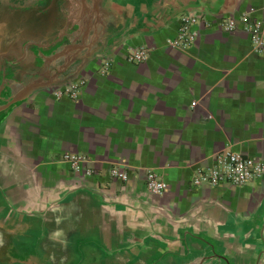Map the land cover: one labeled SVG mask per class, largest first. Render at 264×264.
Here are the masks:
<instances>
[{"label": "crops", "instance_id": "obj_1", "mask_svg": "<svg viewBox=\"0 0 264 264\" xmlns=\"http://www.w3.org/2000/svg\"><path fill=\"white\" fill-rule=\"evenodd\" d=\"M245 14L264 0H0V264H264V177L193 183L224 150L264 160V55L221 25Z\"/></svg>", "mask_w": 264, "mask_h": 264}, {"label": "built area", "instance_id": "obj_2", "mask_svg": "<svg viewBox=\"0 0 264 264\" xmlns=\"http://www.w3.org/2000/svg\"><path fill=\"white\" fill-rule=\"evenodd\" d=\"M199 18L195 15H188L182 18V26L177 38L170 42L173 48L186 51L194 46L199 38L198 30ZM222 28L229 33H235L240 30L250 36L254 50L264 55V17L252 19L249 14H245L240 19L227 18L222 22ZM149 57V50L146 47L134 49L129 54V61L135 63H144ZM111 62L106 61L103 66V72H108ZM85 80L71 82L63 87L53 91L57 99L69 97L77 100L81 89L85 85ZM68 160L74 172H79L81 166L89 161L88 156L84 154H65L63 157ZM216 162L212 168L199 170L193 180L195 186H218L229 184L242 187L250 182L264 177V160L246 156L229 150L218 152ZM122 165V164H121ZM88 174L92 171L88 170ZM114 178L127 181L129 174L121 166H116L111 170ZM147 190L153 194H163L168 189V184L163 181L155 172L148 171L146 176Z\"/></svg>", "mask_w": 264, "mask_h": 264}]
</instances>
